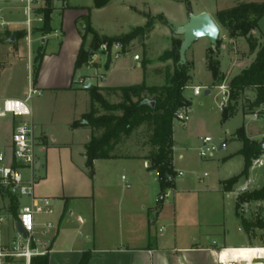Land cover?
Masks as SVG:
<instances>
[{
  "label": "crops",
  "instance_id": "1",
  "mask_svg": "<svg viewBox=\"0 0 264 264\" xmlns=\"http://www.w3.org/2000/svg\"><path fill=\"white\" fill-rule=\"evenodd\" d=\"M66 2L65 7L59 9L61 12L60 28L63 35L60 47L58 51L52 52L39 49L37 55L41 52L44 53V57L35 81L33 74L29 73L28 86L33 84L41 92H70L75 96V99H79L81 93L86 92L87 95L84 94V97L86 96L89 104V108L85 112L87 113L91 108L90 93L87 87H81L76 82V74L81 68L75 71V61L82 43L83 33L77 29L76 23L82 15V9L70 7L69 0ZM14 17L20 16L15 15ZM21 31L0 32V44L16 43L18 38L15 41L8 39L14 32ZM47 35H42L41 48L47 43L45 38ZM230 40L235 41V39ZM32 45L29 47L27 43L29 69L30 65L32 68L34 65L38 66L37 55L35 58L33 57ZM86 45H89L88 41ZM17 51L12 53L6 49V52L0 55V100L5 98L25 99L27 96L25 89H18L17 76L13 70L12 61L17 60ZM128 53L129 51L124 52L119 57L112 59L108 67L105 64L106 58L104 61H99L97 58L86 67L93 74L97 70H105L103 72L106 75L105 82L99 86L127 85L121 82L124 79L125 71L123 73L120 71L126 66L121 58ZM136 61L138 66L142 67L139 60ZM168 63L166 62L165 65ZM160 68H155L154 73H156V69ZM86 76H91V74L80 77L85 78ZM228 79L229 74H226V80ZM90 82L93 85L92 81ZM77 106V101H75L71 112L62 119L59 126H55V132L48 130L49 125L45 120L35 117L34 109L31 106V120L35 125L37 142V164L34 169L35 195L53 198L56 206L54 214L37 216L39 223L50 220L55 224L50 254L51 264H79L84 252L91 254L88 264H221L222 260L232 259L235 255L249 258L247 256L249 253H241L238 249L248 247L240 240L231 239L227 224L220 222L215 216L220 208L218 193L220 192L224 197L232 192L225 190L222 182L233 176L219 180L220 187L215 186L213 189L206 186L205 190H211V195L204 202L206 212L204 211L203 216L198 217L197 215L196 218L193 212L187 209L188 207H186V212L180 205L177 208L176 202L174 212L171 214L170 203L167 200L169 196L165 197L164 194L170 192L171 189H177L178 183L175 179L174 187L162 192L157 172L150 168L147 155L95 160L94 173L90 174L86 166L85 149L91 135L90 129L86 126L72 127L73 121L80 119L85 114L77 113ZM255 109L260 111L259 116L264 114V104ZM19 120L21 118L11 115L0 119V147L6 151L8 157L12 150V133ZM243 126L249 139L260 142L264 140V124L255 134L250 132V126ZM257 135H261V137L259 138ZM224 142L226 146L223 149L228 144L227 140ZM241 148L242 144L231 157L240 156L245 165L244 157L237 154ZM176 149L174 140L173 164L176 178H178V172L184 173L181 161L185 156L183 154L176 155ZM121 158L138 162L139 169L136 170L135 177L130 180L135 184L134 190L120 188L119 182H116L113 177V171H104L101 168L103 163L108 164L109 162L108 166H113L112 162ZM151 173L156 174L155 177H151ZM67 175L70 177V185L65 180ZM204 177L201 179L203 180ZM248 177L253 179L251 172ZM127 181L128 178L125 177V184ZM154 182L157 183L156 186ZM1 193L3 194L2 191ZM153 201L157 204H153ZM30 202L31 200L27 198L26 204ZM9 203V197L6 203L0 201V210L7 208ZM157 206L159 208H156ZM221 206L224 208V204ZM220 225H222V231ZM239 225L241 226L240 218ZM161 228L164 230L160 231Z\"/></svg>",
  "mask_w": 264,
  "mask_h": 264
},
{
  "label": "rangeland",
  "instance_id": "2",
  "mask_svg": "<svg viewBox=\"0 0 264 264\" xmlns=\"http://www.w3.org/2000/svg\"><path fill=\"white\" fill-rule=\"evenodd\" d=\"M40 9H44L46 6L45 0H35ZM264 0H112L104 8H95L93 6V0H69L70 7L81 8L82 15H86L90 11V19L92 26L101 35L106 36H123L130 32L134 27L143 26L146 23V14L158 17L163 15L164 19L168 20V24L163 19H158L156 28L145 38H138L129 45V53L121 58V61L126 64L121 69L120 73H123L121 82L123 84H138L146 81L149 86H158L164 84V77L154 73V69L157 67H164L166 62H161L159 57L163 52L171 47V39L173 37L183 39V36L176 34V29L187 23L191 13L199 14L201 12H208L214 17L220 10L231 8L239 2H263ZM67 4L66 0H54L53 12H52V27L53 31L45 37L47 43L42 47V33L36 32L33 34V57L39 52V49H45L47 52L58 51L60 47L63 35L61 34L60 22L61 12L60 8H64ZM38 6V7H39ZM14 15H19L17 9H13ZM20 16V15H19ZM20 19V17H18ZM77 29L84 33V21L82 18H78L76 23ZM56 30V31H55ZM82 33V34H83ZM252 35L260 43L264 42V16L259 22V26L253 30ZM92 36L89 35L87 41L90 44ZM219 38L221 44L219 46V58L221 61V70L225 73V80L222 83L225 84V89L220 85H214L213 77L206 63V52L211 47L210 40L207 37H202L195 41L191 48L188 50L187 60L194 63V70L192 71L191 86L185 89L184 95L191 101L190 108V120L186 125L179 121L174 122V134L177 149L175 154H183L184 160L181 161V165L184 167V174L176 178L178 183L177 189H171L169 197V209L171 214L174 212L175 202L177 208L180 207L186 212L187 209L192 211L195 217L203 216L205 210V201L211 195V190H205L206 186L215 188L220 187L221 179H226L231 176L240 173L244 162L240 156L231 157L232 154L241 147V142L235 139L236 131L246 125L250 126V132L255 134L259 127L264 124V114L260 115L257 120H253V112L257 109H252L250 103L254 101L256 94L253 91H245L238 97V101L234 102V114L223 120V111L220 109V104L223 100V96L229 93L228 87L229 80L235 75L239 74L243 69L248 67L254 60L255 55L249 52V43L246 37L240 36L231 41L226 29L222 28ZM27 37L18 38L16 43L0 44V55H3L7 51L12 53L17 51V60H13V70L17 76L18 89H25L28 93V80L29 73L33 74L35 65L28 64V48ZM5 45V46H4ZM89 46V45H88ZM116 48L112 46L113 57ZM99 61H104L106 56L103 53H99ZM133 55H139V62L142 64L148 61L146 70L144 72L143 67L138 66V62L133 59ZM254 55V56H253ZM13 57V55H12ZM31 62V60H30ZM89 62L86 64L88 65ZM86 65L82 66L76 74V80L80 76L90 75L93 85L104 84L100 78V74L105 72L104 69L97 70L95 74L90 71ZM118 73V72H117ZM226 74H229V79L226 80ZM194 86H200L202 92L200 95H195L193 92ZM82 87V86H81ZM210 89L211 93L205 95V90ZM86 92H82L79 99H75V96L66 91L59 92H45L40 94H34L29 100V104L34 109L35 117H41L48 123V130L55 132V126L61 124L64 119L72 110L75 101H77V113H85L89 104L87 103ZM108 100L112 103L120 101L119 97L112 95H106ZM78 121H84V114L78 119ZM81 126V125H79ZM57 128V127H56ZM60 129H64L60 127ZM150 132L147 130L146 125H142L137 128L129 136H124L121 143L116 147V153L123 158H131L135 155H148L153 148L149 143ZM211 136L217 145L227 140V147L225 149H219L214 153L212 157H201L199 154L201 139L205 136ZM259 138L261 135H257ZM264 141V140H263ZM174 151V147H173ZM106 165V166H105ZM104 164L101 167L104 171L112 170L113 177L120 188L125 190L135 189V184L131 183V179L135 177L136 170L138 168V162L126 159H120L112 162L113 166ZM100 169V168H99ZM98 169V170H99ZM101 170V169H100ZM207 176L204 177V174ZM156 174L151 173V177H155ZM122 176L128 178L131 184L130 188H127L124 184ZM253 181L250 184V191L261 188L264 184V166H259L251 173ZM175 177V175H174ZM204 177L202 180L201 178ZM66 183L70 185L69 175L65 178ZM121 181V183H120ZM246 177H242L235 185L231 193L226 194L224 197L218 193V203L220 208L215 214L216 218L220 222H225L229 229V237L233 240H240L248 248L240 249V252L249 253L247 256L251 258L253 255L258 254L257 250H253L249 247H258L263 245V231L259 229L252 230V238L245 231L242 225H239V215L236 214L237 204L239 199H236L233 191L237 190L240 185L245 183ZM157 183L154 182L156 186ZM215 195V194H212ZM214 197V196H213ZM0 201L6 203L8 197L4 196L0 190ZM27 203V197L19 198V207L24 206ZM2 204V203H1ZM153 204H157L153 201ZM224 204L223 206H221ZM186 207H188L186 209ZM158 208V206L156 207ZM154 210V209H153ZM239 211V207H238ZM264 216V201H252L250 208L243 216L249 219H254L257 215ZM13 225L12 220H7L3 226V231L8 232L9 228ZM240 228V230H239ZM221 231L223 230L220 225ZM239 251V250H238ZM6 264H24L22 260L8 261Z\"/></svg>",
  "mask_w": 264,
  "mask_h": 264
},
{
  "label": "trees",
  "instance_id": "3",
  "mask_svg": "<svg viewBox=\"0 0 264 264\" xmlns=\"http://www.w3.org/2000/svg\"><path fill=\"white\" fill-rule=\"evenodd\" d=\"M53 1L45 0L46 6L39 11L44 15L42 27L37 29L44 36L53 31L52 12ZM112 0H93L95 8H104ZM147 20L143 26L134 27L130 32L123 36L101 35L92 26L90 11L80 16L84 21V33L82 34V43L75 61V71L86 65L91 58L92 53L97 52L103 42H108L110 47L117 44L120 52L129 51V45L138 38L147 37L154 29L158 19H163L166 24L168 20L163 15L158 17L151 14L145 15ZM264 16L263 2H239L235 6L220 10L216 13L214 19L221 28L226 29L230 39H236L240 36L246 37L249 43V52L255 55L251 64L243 69L239 74L232 77L228 82L230 89L228 93V105L223 110V120L233 115L234 102L238 101L239 95L247 90L255 92L254 101L250 103L252 109L264 104V42L260 43L253 37L252 32L259 26V22ZM16 38L25 35L24 31L14 32ZM91 35L89 46L86 45L88 36ZM182 39L173 37L171 47L163 52L159 57L161 62H169L160 69H156L157 74L164 77V84L158 86H149L144 80L138 84L123 85L117 87H103L99 85H90L87 90L90 93L91 108L84 114V121L75 120L72 127L79 125L90 129V138L85 145L86 166L91 175L94 173V161L98 159H111L119 157L116 147L121 143L124 136H129L137 128L146 125L150 132L149 143L152 149L147 155L150 162V168L157 172L161 190L171 189L174 183L168 182L169 176L176 175L174 169V114L185 106H190L191 101L186 98L184 91L191 86L192 71L194 63L187 60L186 64L179 65V50ZM221 39L217 41L216 49L208 48L206 52V63L210 70L214 85H222L225 80V74L221 70V61L219 58V46ZM44 53L37 55V67H35L33 76L36 79L39 66L43 60ZM112 62L111 54L107 56L106 66ZM148 61L142 63L144 72ZM119 97L120 101L112 103L106 95ZM145 99L154 100L155 107L143 103ZM236 139L242 142V148L237 154L244 157L245 165L242 172L236 176L226 179L222 182L225 190L232 191L233 186L242 177H248L253 159L264 154L262 142L251 140L247 137L244 126L236 132ZM3 192V191H2ZM3 194H5L3 192ZM9 208L14 215H17L19 209V199L10 194ZM241 201H264V185L253 191L241 195ZM239 203L237 204L236 213ZM159 208V207H158ZM241 225L252 238V230L259 229L263 231L264 246V216L257 215L254 219H249L240 214ZM91 258L90 252H84L79 264H88ZM31 264H51L50 255L35 256Z\"/></svg>",
  "mask_w": 264,
  "mask_h": 264
},
{
  "label": "built area",
  "instance_id": "4",
  "mask_svg": "<svg viewBox=\"0 0 264 264\" xmlns=\"http://www.w3.org/2000/svg\"><path fill=\"white\" fill-rule=\"evenodd\" d=\"M35 0H0V32L22 30L27 37L28 46L33 42V34L38 32L37 29L44 23V15L39 11L40 6ZM13 9H17L20 19L14 17ZM116 49L113 57L117 58L122 53L117 44H113ZM112 46L108 42H103L98 51L106 56L112 54ZM98 51L92 53L89 64L98 58ZM135 60H139V55H134ZM105 62V64H106ZM92 76L85 78L79 77L76 81L78 85L84 87L88 81H92ZM104 81L105 74H100ZM225 89V84L221 86ZM195 95H200L202 88L194 86ZM41 91L33 84L29 85L28 93L25 99L5 98L0 100V119L9 115L21 118L12 133V150L8 157L6 151L0 147V189L5 194H10L16 198L27 197L30 203L19 207L17 215L11 212L9 206L0 210V264H6L8 261L22 260L24 264H31L35 256L50 255L52 252V240L55 230V224L50 220L39 223L37 216L52 215L55 212V200L51 197H38L35 195L36 180L34 169L37 164L36 159V137L35 125L31 120L32 109L29 100L34 94H40ZM228 105V93L225 92L220 109L223 111ZM253 112V120L259 118L258 110ZM190 120L189 106L178 109L174 114V122L179 121L182 124ZM224 147L226 143L223 142ZM221 145V144H220ZM220 145L214 142L211 136H205L201 139L199 154L201 157H212L220 149ZM264 165V154L253 159L250 172L253 173L257 167ZM183 172H178L182 176ZM207 173L204 174L206 176ZM125 180V176H123ZM176 175L169 176L168 182L174 183ZM253 179L248 177L245 183L233 193L236 199H239V212L242 215L249 210L252 201H241L242 194L250 191V184ZM125 186L130 188L126 182ZM169 196V192L164 194ZM7 220H12L13 225L8 232L3 231V226ZM20 225L21 230L18 228ZM161 228L160 231H163ZM257 250L258 254L251 258H244L241 255H235L232 259H225L221 264H264V246L251 247ZM241 249V248H238Z\"/></svg>",
  "mask_w": 264,
  "mask_h": 264
},
{
  "label": "water",
  "instance_id": "5",
  "mask_svg": "<svg viewBox=\"0 0 264 264\" xmlns=\"http://www.w3.org/2000/svg\"><path fill=\"white\" fill-rule=\"evenodd\" d=\"M221 32V27L216 22L214 17L208 12H201L199 14L191 13L187 23L179 26L176 29V34L183 36L182 43L179 50V65H184L187 62V51L191 48L193 43L202 37H207L210 40L211 48L216 49L217 41ZM9 41H15L16 37L14 34L8 39ZM91 82L88 81L85 87H89ZM205 95L211 93L210 89L205 90ZM143 103L155 107L156 102L154 100L145 99ZM264 146V141H262ZM224 148V144L221 143L220 149ZM18 228L21 230L20 225Z\"/></svg>",
  "mask_w": 264,
  "mask_h": 264
}]
</instances>
